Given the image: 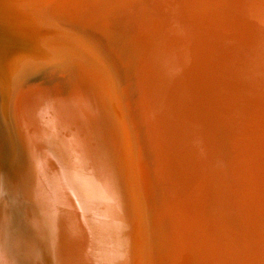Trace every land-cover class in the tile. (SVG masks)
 <instances>
[{"label":"bare ground","instance_id":"bare-ground-1","mask_svg":"<svg viewBox=\"0 0 264 264\" xmlns=\"http://www.w3.org/2000/svg\"><path fill=\"white\" fill-rule=\"evenodd\" d=\"M144 2L56 1L47 14L60 13L67 22L63 29L31 35L41 48L32 53L23 47L25 52L16 51L18 41L14 43L16 58L35 54L52 64L46 68L43 63L46 70L38 77L20 78L10 112L19 131L15 150L0 138L8 148L5 158L0 156V264H30L33 259L34 264H47L48 253L56 264H154L147 254V237L140 234L142 223L136 220L145 214L136 216L144 208L139 195H145V203L153 198L147 193L151 183L145 181L147 191H141L146 175L137 172L129 142L136 133L130 130L131 138L126 136L123 100L111 98L112 73L98 61L103 54L92 32L113 56L127 113H132L133 127L143 140L137 143V153L142 144L151 151L155 170L147 161L145 169L152 171L170 207L157 215L167 225L157 264H226L252 251L247 263L264 264L259 254L264 243L256 234L252 244L246 228L252 234L256 228L264 231V218L257 213H264V0H146L150 11ZM55 36L61 42L67 39L77 56L71 58L73 68L65 77H60L64 70L59 76L55 72L56 77L52 71L62 70L67 57L57 62L59 54L50 57L43 51L52 50ZM81 52L85 55L79 57ZM94 60L104 71L100 75L92 70ZM47 72L53 76L47 78ZM59 79L66 87H60ZM95 84L106 88L105 95L97 93ZM255 85L263 87L252 106V96L246 102L245 95ZM230 112L234 118L244 116V131L239 133L248 137L231 140L242 144H235L236 150L231 142L240 151L226 166L225 149L214 134ZM245 170L247 177L242 178ZM231 180L240 190L227 188ZM245 188L261 194L253 200L257 194ZM153 205L147 210L154 218L158 208ZM233 218L238 236L230 239Z\"/></svg>","mask_w":264,"mask_h":264},{"label":"rangeland","instance_id":"rangeland-1","mask_svg":"<svg viewBox=\"0 0 264 264\" xmlns=\"http://www.w3.org/2000/svg\"><path fill=\"white\" fill-rule=\"evenodd\" d=\"M56 1L58 2V3H60V1L61 0H0V124H2V126H0V138L1 137H3V138H1L3 141H7L8 143V147H10V149H11V152H12V150L14 149L15 150V146H17L16 144H17V137H19V131H18V129L16 128V126H15V124L13 123V121H12V116L10 115V112H11V109L13 108V105H14V103H15V98H16V90H18L19 89V85H20V82H21V79L20 78H22V77H31V78H35V77H38L39 75H42L44 72H45V70H46V68H48V67H50L51 66V64L52 63H50L49 61H51V60H48L47 62H46V60L47 59H42V58H40L39 56L37 57V56H35V54H33V55H22L20 58H16L15 57V51L13 50V49H16L13 45H14V43H16V41H18L17 42V44L15 45V46H17V49H16V51H22V49L24 48V50L25 51H27L28 53H32V52H34L37 48L38 49H41L37 44H33L32 43V40H31V35H33L34 33H36V32H40L41 31V33L42 34H44V33H46L47 31H49V30H59V29H63V27H62V23H66L67 24V22L61 17V14L60 13H56V14H53V15H51V14H47L48 13V10H49V8H48V6H49V4H51L52 3V6L56 3ZM148 2V1H147ZM146 2V0H145V2L142 4V6H144V7H146L145 8V10L146 11H150V6H149V3H147ZM133 5V6H135L134 5V3H132V2H130V5ZM148 4V5H147ZM136 6H137V4H136ZM143 8V7H142ZM148 8V9H147ZM144 9V8H143ZM126 13H128V14H130L131 13V9L130 8H124L123 9ZM141 12H142V10H140ZM67 31H70V30H67ZM249 33L247 32V33H244V38H246L247 37V35H248ZM89 35H91L92 37H94L93 39L98 43V46H99V48H101L100 50H101V54H103L101 57H99L98 56V61L102 64V67L104 66V68L103 69H105V71H107V72H109V70H110V72L115 76L114 78H113V76H112V74H111V76H110V81H111V86H109L108 87V89L109 90H111V93H112V95L113 96H111V98H112V100L114 101H122L123 100V103H122V110L123 111H125V115H124V112H122V121H121V123H123V126H125L124 128H125V130L127 131V133H126V136L130 139L131 138V136L133 137V138H131L130 140H129V142L130 143H132L131 144V146H133V148H132V150H133V156H134V160H135V165H136V167H138L139 166V171L137 170V172H139L140 174L139 175H141V177H144L145 175V177L146 178H144V181H143V178H142V186H143V188L141 189V191H144L145 189L144 188H146L150 183H151V185H149V187H147L148 188V190L149 191H147V189L144 191V192H146L147 191V193H148V195L150 196V197H153V198H156V200H153V198H151L150 199V197H149V199L150 200H152V201H150L149 200V202L148 201H146V203H145V197H143V196H145V195H139V196H141V206H142V208H143V206H144V208H143V210L141 209V211H139L138 210V212H137V217H138V214H139V212H140V214L141 215H143V213L142 212H144L145 214L143 215V216H139L138 217V219L136 218V220H139L140 221V223L139 224H141L142 226H144L145 228H142V226H139L140 227V229H142L141 230V233L140 232H138V234L140 233V234H142L141 236L143 237L144 236V234L143 233H145V238L144 239H146V237H147V247H148V252H147V254L149 255V256H151L152 258H153V260H154V264H157L158 262V255L159 254H161V252H162V249H163V240H164V236H165V234H166V232H167V225H166V223L165 222H163V221H159V219H161L160 217H158L157 218V215L158 216H160L161 214L160 213H162V212H168L169 210H170V207L166 204V202H163V193H162V191H163V189H162V191H161V187H159L160 185L157 183V182H155V179H153L154 177V175L153 174H151V172L152 171H154L155 169H153L154 167H155V163H153V155L151 156V155H148V154H150L151 153V151H150V153H149V151H148V148H146L143 144H142V146H141V148H139L140 147V145L141 144H138L137 145V143H140V141L139 140H142V139H140L139 137V134L136 132V128L134 129V127H133V125H134V123H132L133 121H131L133 118H132V113H127V110H128V108L126 107V105H125V102H127L126 101V94H124L125 92H122L120 89H122V87H124V85L123 86H121V80L119 79V77L117 76V75H115V73H114V70L113 69H115L114 67H113V64H112V62L113 61H111V57H113V56H110V55H112L111 54V52L109 51V50H107L106 48H105V45L102 43V42H100V39H97L98 37H97V34L95 33V32H92V33H90ZM246 36V37H245ZM55 37H57V36H55ZM57 39H59V40H57ZM23 41H25V42H27V43H24ZM54 42H50V47H51V51L49 50V49H46V50H43L44 52L46 51V53L50 56V57H53L55 54H59L60 56L59 57H57V62H61L62 61V59L64 58V56L65 57H67V62H64L63 63V66H64V68L61 70L60 68L58 69V70H54V71H52V73H54V75H55V72L58 74L59 72V74L57 75V76H59L60 74H61V72H63V70H64V72L60 75V77H65V76H68L69 74L68 73H71L70 71H71V68H73V66L71 67V58H73V59H75V58H77V56H74V52H73V49H72V47L71 46H69L68 44H66L67 43V39H63L62 40V42H61V38L60 37H57L56 39H54L53 40ZM57 41V42H56ZM23 42V43H22ZM22 43V44H21ZM133 46H135V45H133ZM23 47V48H22ZM104 48V49H103ZM10 49H12L10 52H9V50ZM25 51H22V52H25ZM102 51H103V53H102ZM137 51V47H133V49L131 50V52H136ZM104 52H106V55H105V57H103L104 56ZM54 53V54H53ZM82 54H80L81 56H79V57H82V56H84L85 55V53H83V52H81ZM73 55V56H72ZM107 56H109V57H107ZM110 60H109V59ZM106 59H108V60H106ZM12 60H15L14 62L12 61ZM41 61H42V64H41ZM106 61V62H105ZM108 61H109V63H108ZM5 62V63H4ZM48 62H49V64H48ZM43 63H47V64H44V65H46L45 67L43 66ZM94 63H95V66L94 67H92V70L95 72V71H97V73L99 74V73H103L104 71L102 70V68H101V66L100 65H98L97 64V62H95V60H94ZM99 63V64H100ZM105 63V64H104ZM108 63V64H107ZM40 64V65H39ZM75 64V63H74ZM70 65V66H69ZM106 65H108V66H110V67H108V66H106ZM65 68H67V69H65ZM76 68H78L79 69V67H77L76 66ZM83 68H84V66H83ZM113 68V69H112ZM85 69H87L86 67H85ZM243 69H245V68H241L240 70L238 69V74H237V76H239V77H242L243 76V73H244V70ZM2 70V71H1ZM68 72H67V71ZM73 70V69H72ZM80 70H81V68H80ZM111 70H113V72L111 71ZM242 70V71H241ZM251 70H247L246 69V72L247 73H249ZM49 75H47V78H50L49 76H51L52 75V73L50 72H47ZM46 73V74H47ZM64 73H66V75L64 74ZM96 73V72H95ZM240 73V74H239ZM2 74H4V75H2ZM68 74V75H67ZM8 75V76H7ZM56 75L55 76H53V77H56ZM62 75H65V76H62ZM100 75V74H99ZM1 76H4V77H1ZM7 76V77H6ZM51 76V77H52ZM125 78V77H124ZM236 78V77H235ZM3 79V80H2ZM28 79V78H27ZM117 79V80H116ZM1 80H2V82H1ZM118 80H120L119 81V84H118ZM244 80V79H243ZM115 81H116V84H115ZM125 81L126 82H129L126 78H125ZM59 84L60 85H62V86H60L61 88L62 87H66V85H63L65 82L64 81H62V80H60L59 79ZM226 82V81H225ZM237 82H226V85L228 84H230V86H234L235 84H236ZM2 84V85H1ZM127 85H128V83H126ZM232 84V85H231ZM92 85V84H91ZM87 86V85H86ZM90 86V85H89ZM116 86V87H115ZM119 86V87H118ZM256 86V85H255ZM95 89H97V93L100 95H105L104 94V89H106V88H102L99 84L97 85V84H95L94 86H93ZM121 87V88H120ZM263 86L262 85H257L256 87H253L252 89H250V92H247V94L245 95V101L246 102H248L250 99H247V97L248 96H252L251 98H252V101L249 103V104H251L252 106H254V100L256 99V97L259 95V94H257V93H260L261 91H260V89L262 88ZM3 88V89H2ZM116 88V89H115ZM255 88V89H254ZM257 88V89H256ZM100 89V90H99ZM124 89L125 88H123V91H124ZM254 89V90H253ZM116 90V91H115ZM253 90V91H252ZM116 92V93H115ZM121 92V93H120ZM256 92V93H255ZM123 93V94H122ZM254 93V94H253ZM87 94V93H86ZM257 94V95H256ZM108 95V94H107ZM117 96V97H116ZM124 96V97H123ZM119 97V98H118ZM140 101H141V99H140ZM88 103H89V107H90V111H93L95 108H94V106H92L93 104L91 103L90 104V102L88 101ZM141 105H142V101H141V103H140ZM251 105H250V107H251ZM92 106V107H91ZM6 107V108H5ZM127 108V109H126ZM3 109H5L6 110V113H5V111L3 110ZM108 111H109V113L111 112V110H109L108 109ZM129 111V110H128ZM127 113V114H126ZM220 113V112H219ZM239 113H240V110H239ZM111 114V113H110ZM131 114V115H130ZM228 114V116L231 114V112L230 113H227ZM233 114V113H232ZM239 115V114H238ZM124 116L125 117H128L127 119L126 118H124ZM228 116H226V118H223V121H225L224 119H226V122L222 125H220V131H218V132H215V134L214 133H211L212 135V138H213V134L215 135V137H214V139L215 138H217V140L219 141L220 140V145H221V147H223L224 149H225V154H226V156L224 155V161H222L223 163H224V165L226 164V166H227V164H229V161H232V160H234L235 158H237V154H238V151H240V150H238V151H236L238 148H239V146L242 144L240 141V139L242 138V137H248V136H243V134L242 133H239V132H241V131H244V129H243V127L245 126L244 124H243V126H242V123H244V122H242L241 123V119L242 118H244V116H240V117H237V118H234L233 116L234 115H230L229 117ZM228 118V119H227ZM231 118V119H230ZM126 119V120H125ZM4 120V121H3ZM131 121V122H129V121ZM228 120V121H227ZM233 120V121H232ZM235 120V121H234ZM238 120H240V122H238ZM129 122V123H128ZM228 122H229V124H228ZM236 122H238V123H236ZM126 123H127V125H126ZM131 123H132V125H131ZM236 123V124H235ZM4 126V127H3ZM129 126V127H128ZM226 126H227V129H226ZM241 126V127H240ZM133 127V128H132ZM229 127H232V128H229ZM236 129H235V128ZM238 127V128H237ZM132 128V129H131ZM235 130H234V129ZM129 129V130H128ZM226 129V130H225ZM229 129V130H228ZM232 129V130H231ZM131 130V131H130ZM129 131H130V133L132 134V132L133 133H136V134H132L131 136H130V133H129ZM135 131V132H134ZM223 132V133H222ZM231 134H230V133ZM138 134V135H137ZM240 134V135H239ZM242 134V135H241ZM136 135H137V137H136ZM231 135V136H230ZM224 137H226V138H224ZM233 137V138H232ZM134 138L136 139V141H134ZM227 138H229L230 140H228ZM232 139H237V140H240L239 142L238 141H236V140H234V141H231ZM132 141V142H131ZM139 141V142H138ZM143 141V140H142ZM236 141V142H235ZM136 142V143H135ZM231 142H234L233 144H234V146H235V144H237L238 143V148H236V146H235V149H234V146H233V144L231 145ZM243 142V141H242ZM246 142V141H245ZM248 142V141H247ZM247 142H246V146L248 145L249 147H252L253 145H249V144H247ZM142 143V142H141ZM241 143V144H240ZM0 151H1V153H0V156H2V157H4V156H6L7 154H6V151L4 150V144H3V142H1L0 141ZM252 144V143H251ZM254 144V143H253ZM2 146V147H1ZM7 146V145H6ZM137 146H139L138 147V149H141V151H140V153H139V151H138V153H137V150H136V148H137ZM254 147V146H253ZM250 148L251 150H253L254 148ZM5 149L7 150L8 148L7 147H5ZM255 149H258V151L260 152L261 151V149L260 148H258V147H256L255 146ZM142 150H144L145 151V153H144V151H142ZM147 150V151H146ZM233 151V152H232ZM14 152V151H13ZM142 152V153H141ZM5 153V154H4ZM236 153V154H235ZM262 153H264V152H262ZM139 154V156H140V154H141V156H140V158L142 159L143 157L145 158V160L143 159V160H140V158H137V157H139V156H136V155H138ZM142 154L144 155V156H142ZM152 154V153H151ZM235 154V155H234ZM150 156V157H149ZM234 156V157H233ZM8 157V156H7ZM149 159H148V158ZM5 158V157H4ZM138 159V162L136 161ZM151 160V162L150 161H148V160ZM146 161H147V164L150 166V169L152 170H149L148 172H150V173H148L147 171H146V165L147 164H145V166H144V162L146 163ZM141 162L143 163V169H140V166L142 165L141 164ZM150 162V163H149ZM153 165H152V164ZM139 164H141V165H139ZM149 166H147V168L149 169ZM222 166V165H221ZM145 169V170H144ZM147 169V170H148ZM145 173V174H144ZM138 175V176H139ZM149 175V176H148ZM153 175V176H152ZM148 176V177H147ZM244 176L245 177H247V170H245L244 171V173H242V175H241V177L242 178H244ZM138 178H140V177H138ZM148 178V179H147ZM154 180V181H153ZM233 180V179H232ZM232 180H231V182H229L228 183V186H227V188L229 189V190H231L232 192H234L235 191V189H239V187L238 186H236L235 184H233V182H232ZM145 181H147V184L145 185ZM156 184H155V183ZM262 183V185H264V182H261ZM144 184V185H143ZM146 186V187H145ZM154 186V187H153ZM156 186H157V188H156ZM236 186V187H235ZM150 187H153V188H150ZM230 187H231V189H230ZM150 189H154L153 191L152 190H150ZM245 189H248V190H250L249 192L250 193H253L252 194V196L256 193L257 195H254L253 196V200H256V199H258L257 197H258V195H260L261 193V191L260 190H257V189H255V188H245ZM253 189H254V191H253ZM240 190V189H239ZM256 190V191H255ZM155 191V192H154ZM143 192V193H144ZM150 193L152 194H155L154 196H153V194H152V196L150 195ZM156 193H158V194H156ZM259 193V194H258ZM1 196H2V194H1ZM0 196V197H1ZM156 196V197H155ZM257 196V197H256ZM142 199H144V200H142ZM158 199V200H157ZM154 201H155V203H154ZM157 201V202H156ZM148 202V203H147ZM164 204H163V203ZM151 203V204H150ZM157 203V204H156ZM158 203L160 204L159 206H158ZM147 204H149L148 206H150V207H148L147 208ZM153 204H155V205H157V207H156V213L154 212V210H155V208L153 209V212L155 213V216H154V218H153V214H152V212H150V214L148 213L149 211H151V209L154 207V205ZM145 209V210H144ZM149 211H148V210ZM261 210H259L257 213H259V215H260V218L259 219H261L262 217L261 216H263V218H264V213H263V211L261 212ZM139 214V215H140ZM148 216V217H147ZM152 216V217H151ZM143 217H145L144 219H143ZM20 218L21 217H18L16 220L18 221V220H20ZM148 218V219H147ZM150 218H153V219H150ZM156 219L159 221V222H161V224H159V223H154L153 224V222H152V224H151V220H155V222H156ZM256 219V218H255ZM259 219H257V220H259ZM24 220V218H22V221ZM142 220V221H141ZM138 221V222H139ZM146 221H149L148 222V224L146 223ZM137 222V221H136ZM144 223V224H143ZM147 224V226H146V224ZM163 223V224H162ZM236 223H237V221L233 218V224L231 225L232 227H230V234H231V236H229L228 238H232V236H238V230H237V225H236ZM259 223V222H258ZM138 224V225H139ZM157 224V225H156ZM161 225L160 227H159V225ZM260 224V226H261V223H259ZM138 225H136V226H138ZM153 225V226H152ZM155 225H156V227L158 226V228L157 229H160L161 230V232H160V230L159 231H157V229L156 228H154L155 227ZM138 227V228H139ZM147 228V229H146ZM246 228H248L247 230H249V234H248V236H247V238L248 239H250L251 241H252V244L253 243H255V241H256V234L257 235H259V241L260 242H262V243H264V231H263V233L261 232L262 230H260V228H254L255 229V231H254V233L255 234H252V232L250 231V228L249 227H246ZM156 229V230H155ZM234 229V230H233ZM139 230V229H138ZM140 231V230H139ZM145 231V232H144ZM148 232V235L146 234ZM153 232V233H152ZM149 233H150V235H149ZM155 233V234H154ZM157 233H159V234H157ZM140 234L138 235V236H140ZM155 235H157V236H155ZM163 235V237H161ZM140 236V237H141ZM141 237V238H142ZM150 237V238H149ZM155 237V238H154ZM156 237H161L159 240H157L156 239ZM139 238V237H138ZM149 240V241H148ZM161 240V241H160ZM155 242H158V243H155ZM145 246V247H146ZM146 247V248H147ZM150 247V248H149ZM161 247H162V249H161ZM131 249H133V248H131ZM258 249L259 248H257V249H255L254 251H258ZM264 249V248H263ZM53 252V251H52ZM253 253V251L244 259V257H242L241 259H240V257L239 256H234V257H232L231 259H229V261L228 262H226V264H251V263H253V264H258V263H256L255 262V260L253 261V262H251V263H247L249 260H250V257H251V254ZM259 254H260V256H263L264 257V250H263V253L261 252V250H260V252H259ZM52 255V256H51ZM20 256V255H19ZM21 257V256H20ZM20 257H18L19 258V261H20ZM54 255L52 254V253H48V254H46V256H45V258H47L46 259V263L47 264H56V262H55V260H54ZM53 258V259H52ZM34 260L35 259H33L32 260V264H34ZM181 260V259H180ZM180 260H179V262H180ZM263 260H264V258H263ZM50 261V262H49ZM257 261V260H256ZM20 263V262H19ZM30 263V264H31ZM167 264H170V263H167ZM171 264H175V262H173L172 261V263Z\"/></svg>","mask_w":264,"mask_h":264}]
</instances>
